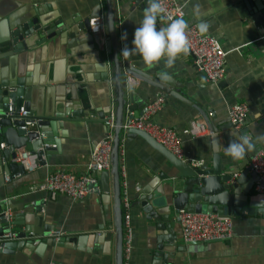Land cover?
Masks as SVG:
<instances>
[{
	"label": "crops",
	"instance_id": "crops-1",
	"mask_svg": "<svg viewBox=\"0 0 264 264\" xmlns=\"http://www.w3.org/2000/svg\"><path fill=\"white\" fill-rule=\"evenodd\" d=\"M100 1L0 0V54L10 53L13 40L8 13L14 19L39 15L44 22L63 23L55 36L45 43L6 56L10 64L0 67V78L3 77V69L13 65L29 80L32 100L38 102L39 99L46 114L56 117L64 109L70 114L67 119L54 121L56 150L47 158L45 165L37 164L24 175H5L0 165V201L7 200V206L14 210L15 215L25 212L27 216V221L15 224L13 229L18 232L28 228L31 230L29 234L35 233L39 225L35 221L36 214L31 213L28 207L42 199L45 203L41 226L44 224L50 233L61 232L56 240H63L59 245L48 246L44 253L33 248L13 249V252L0 249V264H115L114 244L111 250L104 247L106 242L109 246L108 239L114 233L111 170L97 174L101 193L89 194L81 200L61 193H54L51 197L48 192L31 190V186L41 182L48 172L57 169L77 175L86 173L94 144L106 136V124L98 114L113 101V76L111 80L100 78V73L106 69L104 60L109 54L106 46H98L91 39L95 37L105 42L108 35L107 32H93V37L91 31L80 29L78 22H74L88 17ZM179 2L186 10L185 23H206L204 33L215 36L228 51L226 73L216 83L208 81L198 71L194 57L188 51L178 54L171 66L163 57L148 65L135 51L125 55L123 49L134 47V30L149 0H144L143 7L134 0L120 2L116 23L122 59L129 62L132 69L154 78L167 73L169 80L182 84L186 95L182 97L175 92L174 96H167L149 83L124 72L137 104L136 111L141 115L148 104L164 96L165 101L152 116V121L178 131L184 160L211 164L215 152L220 151L224 164L230 161L236 165L247 160L250 162L258 149H264V0ZM168 23L158 20L157 26L166 27ZM235 102L248 104L246 124L239 130L230 128L227 135L225 131L212 135L196 104L208 112L212 111L217 124H229L228 107ZM74 113L77 117L72 120L70 117ZM129 116L132 115L125 116V120ZM198 121L204 124V131L197 136L185 132ZM122 137L124 151L120 179L131 202L133 226L132 252L125 264H164V258L156 256L160 251L168 254L167 264H264V213L261 212L264 207L257 208L255 213L232 216L235 233L230 239L186 242L178 213L172 212L166 223L168 227L163 229L162 221L152 218L143 208L148 201L143 200L145 195L142 193L165 194L169 184L180 176L179 170L169 160L168 155L172 154L150 136L136 134L128 137L123 133ZM240 137L249 138L253 149L243 159L225 155L227 145ZM25 150L30 151L31 146ZM249 181L246 179L245 183ZM158 224L162 228H158ZM171 253L173 257H170Z\"/></svg>",
	"mask_w": 264,
	"mask_h": 264
},
{
	"label": "water",
	"instance_id": "water-1",
	"mask_svg": "<svg viewBox=\"0 0 264 264\" xmlns=\"http://www.w3.org/2000/svg\"><path fill=\"white\" fill-rule=\"evenodd\" d=\"M125 0H101L92 13L84 19H75L78 22L80 29L91 31V18L104 16L106 25V32L108 40L101 42L94 37L92 32V42H96L98 46L101 44L106 46L109 54L108 59L104 60L106 69L100 73V78L109 80L113 76L111 82V89L114 97L112 103L103 108L102 113L98 114L100 120L106 124V134L110 131L108 116L110 112H115V127L113 132V148L111 155V174L113 178V200H114V233L113 237L108 239L104 247L111 250L112 244L115 249V264H125L123 256V242H124V226H123V208H122V182L120 173L121 164V137L123 133L126 136L133 135L149 136L145 132L138 129H129L126 132L122 130V124L125 116L132 113V116H140L136 111L137 104L133 99V92L129 88L128 80L123 73L143 80L150 85L162 91L165 95L174 96L177 92L182 97H186L182 90V84H175L173 81L162 79L160 76L153 77L143 74L137 70L132 69L129 62L122 59L118 46L117 36V19H118V4ZM136 4L143 7L144 0H134ZM39 12V10L37 11ZM10 20L11 36H13L10 45V53L0 54V67L4 68L10 63L6 61V56H12L14 52L22 49H28L34 45L45 43L52 36H55L59 25L62 22H44L39 15H33L25 19H14L10 14H7ZM81 21V22H80ZM100 36V35H99ZM3 77L0 78V143L4 142L6 147L0 149V165H2L5 175H24L26 174V167L22 163H15L12 161L20 149H25L31 146L30 152L37 155L36 164L45 165L47 158L52 155L56 147L54 146L56 140L53 136L56 135L55 123L57 120L67 119L70 114L66 109L62 113L55 115L46 114L47 111L42 107L41 101L32 100L31 84L18 68L7 67L3 69ZM111 80V79H110ZM128 91V93H127ZM113 104L115 107H113ZM197 105V110L201 114V118L205 122L212 135H219L220 132H226L234 127L232 123L225 122L217 124L213 120V112L206 111L201 105ZM20 107H24L28 113L24 116L19 114ZM11 113L9 114V112ZM72 111V110H71ZM133 111L134 114H133ZM145 111V110H144ZM77 113L71 115L70 119L74 120ZM26 121H33L34 124L27 128H21L26 125ZM231 124V125H230ZM51 132V133H50ZM212 139H215L213 137ZM95 145V144H94ZM163 146V145H162ZM164 147V146H163ZM215 152V150H214ZM170 154H172L170 152ZM173 155V156H172ZM168 155L172 165H174L180 172L176 181L169 184L167 192L161 195L158 193L144 192L143 200L148 202L143 205L144 210L154 219L162 221L163 229L167 228L166 224L170 220L172 212L178 213L180 210L191 212H208L217 213L220 217H232L243 215L246 213H255L259 207H264V193H259L254 190V183L258 180V174L251 168L250 162L243 161L240 165L234 164L230 161L223 163L221 153L215 152L211 164L202 162L194 165L190 160H183L174 154ZM249 163V164H248ZM249 179V183H245ZM49 196H53V192H48ZM141 199V197H139ZM44 201L39 199L33 202L31 213H35L36 224L39 225L35 229V233L31 234L28 228L23 231H18L17 239L9 241L2 245V248L8 252H13V249L24 250L25 248H33L37 252H46L48 246L54 247L61 244L62 240L58 242L56 237L50 234L43 224L41 226L40 220L44 218L42 209ZM6 206L0 204V235H2L9 227L5 223L3 213ZM261 212L264 213V210ZM27 221V216L24 212L17 213L14 216L13 226L20 224L22 221ZM158 224V228H162ZM27 243H30L28 246ZM170 248L173 246H169ZM163 248V247H162ZM160 248V250L162 249ZM159 250V251H160ZM169 251V250H168ZM171 251H173L171 249ZM173 257V254H170ZM157 258H164L165 263L168 262V254L161 251L156 254ZM155 264H159L155 262Z\"/></svg>",
	"mask_w": 264,
	"mask_h": 264
},
{
	"label": "built area",
	"instance_id": "built-area-1",
	"mask_svg": "<svg viewBox=\"0 0 264 264\" xmlns=\"http://www.w3.org/2000/svg\"><path fill=\"white\" fill-rule=\"evenodd\" d=\"M164 8V17L166 21L182 18L185 21L186 10L179 0H159ZM92 32H106L104 16L91 18ZM185 35L188 44V52L194 57V64L199 72L203 73L208 81L218 82L226 73V57L228 51L223 44L208 33H202L198 30L197 24H186ZM129 78V77H128ZM165 99L159 96L152 103L148 104L145 111L138 117L129 116L122 124L123 132L129 129H138L156 142L163 145L172 154L184 160L181 136L177 130L166 127L152 121V116L161 109ZM11 111L9 112V114ZM28 111L20 107L19 114L24 116ZM249 106L245 102H235L228 107V115L231 123L236 129H241L247 122ZM129 115H132L129 112ZM115 112L112 110L108 116L110 131L95 143L90 154V160L87 164L86 173L77 175L71 171L57 169L48 172L46 177L39 183L31 186L32 191L53 192L68 195L74 200H81L87 195L101 193L97 174L102 171L111 170V155L113 148V131L115 127ZM33 121H26V125L21 128H27L33 125ZM204 124L200 121L195 122L185 132L197 136L204 131ZM123 141L121 137L120 155L123 153ZM4 142L0 143V149L5 148ZM37 155L28 150L20 149L16 156L12 158L15 163H22L26 171L36 167ZM194 165L201 164V161L191 160ZM251 168L258 174L255 191L264 193V149H258L250 159ZM121 173V172H120ZM8 180L9 177L6 176ZM125 185V184H124ZM6 208L2 210L5 223L8 229L0 235V248L2 245L17 239V233L13 229L14 210L7 206V200L0 201ZM122 208H123V226L124 242L123 256L125 262L130 258L132 252L133 226L131 214V202L126 189H122ZM177 218L182 227V236L186 242H210L216 240H227L234 236V223L231 217L222 218L216 213L191 212L180 210ZM32 234V233H31ZM30 234V236H31ZM51 235L60 237L61 232H52Z\"/></svg>",
	"mask_w": 264,
	"mask_h": 264
},
{
	"label": "clouds",
	"instance_id": "clouds-1",
	"mask_svg": "<svg viewBox=\"0 0 264 264\" xmlns=\"http://www.w3.org/2000/svg\"><path fill=\"white\" fill-rule=\"evenodd\" d=\"M164 8L159 0H149V4L143 17L135 28L132 44L134 47L129 50L123 49V53L127 55L129 51L137 52L143 61L152 65L158 62L162 57L165 63L171 66L180 53H187L188 44L185 35L187 27L182 18L171 20L167 26H157V21H164ZM200 32L207 29L206 23L197 24ZM162 79H167V73H161ZM254 145L247 137H240L231 141L225 148V155L233 159H243L248 151L253 149Z\"/></svg>",
	"mask_w": 264,
	"mask_h": 264
}]
</instances>
